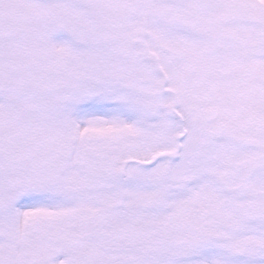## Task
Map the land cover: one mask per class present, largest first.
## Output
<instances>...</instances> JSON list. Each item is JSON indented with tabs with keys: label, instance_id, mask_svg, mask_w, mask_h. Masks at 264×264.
<instances>
[{
	"label": "snow or ice",
	"instance_id": "1",
	"mask_svg": "<svg viewBox=\"0 0 264 264\" xmlns=\"http://www.w3.org/2000/svg\"><path fill=\"white\" fill-rule=\"evenodd\" d=\"M0 264H264V0H0Z\"/></svg>",
	"mask_w": 264,
	"mask_h": 264
}]
</instances>
